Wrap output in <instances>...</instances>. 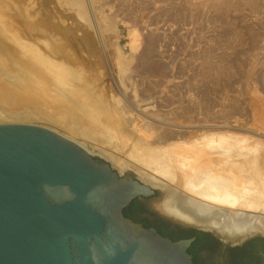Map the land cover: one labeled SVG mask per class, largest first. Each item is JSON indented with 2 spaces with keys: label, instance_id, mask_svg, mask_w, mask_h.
<instances>
[{
  "label": "rangeland",
  "instance_id": "374dc122",
  "mask_svg": "<svg viewBox=\"0 0 264 264\" xmlns=\"http://www.w3.org/2000/svg\"><path fill=\"white\" fill-rule=\"evenodd\" d=\"M0 4V83L19 94L28 74L45 82L1 101L0 125L47 129L123 172L108 156L121 155L136 177V140L150 154L223 140L230 155L248 144L264 157V0ZM118 131L132 138L127 153L103 143Z\"/></svg>",
  "mask_w": 264,
  "mask_h": 264
},
{
  "label": "water",
  "instance_id": "95a60500",
  "mask_svg": "<svg viewBox=\"0 0 264 264\" xmlns=\"http://www.w3.org/2000/svg\"><path fill=\"white\" fill-rule=\"evenodd\" d=\"M165 193L47 129L0 125V264H193V238L172 241L123 214L134 199L154 202ZM154 212L224 246L264 239L226 242L202 225Z\"/></svg>",
  "mask_w": 264,
  "mask_h": 264
},
{
  "label": "bare ground",
  "instance_id": "6f19581e",
  "mask_svg": "<svg viewBox=\"0 0 264 264\" xmlns=\"http://www.w3.org/2000/svg\"><path fill=\"white\" fill-rule=\"evenodd\" d=\"M3 61L5 59L0 44V68ZM13 61L21 64L16 59ZM13 71H17V75L21 74L17 69ZM26 80L28 86H24L19 94L13 93L8 86L0 83V102L9 97L11 101L19 98L30 99L33 96L29 86H43L45 83L30 74ZM46 93L44 90V94ZM70 106L71 103L63 106L64 112ZM79 118L81 116L75 118L76 122L80 121ZM87 126L91 127L93 124L88 122ZM102 135L108 139L103 143L117 144L121 154L127 153L126 147L132 139L129 134L124 135L122 131H118L111 135ZM247 145L242 144L241 149L244 151L239 155H230V150L233 149L223 140L216 144L208 142L189 148L170 146L154 149L153 154H150L149 147L142 146L136 140L127 157L129 162L142 166V170H136L137 177L150 184L159 185L166 192L161 200L153 202L152 207L156 211L169 216L175 215L197 227L202 225L224 241L234 243L249 235L264 236V157ZM108 156L123 172H126L127 166L131 167L123 161L121 155L109 153ZM149 172L157 175L159 179ZM173 182L178 184L184 196L169 191V187L162 184ZM209 223L213 226L208 227ZM223 230H227V233Z\"/></svg>",
  "mask_w": 264,
  "mask_h": 264
},
{
  "label": "flooded vegetation",
  "instance_id": "af4514ba",
  "mask_svg": "<svg viewBox=\"0 0 264 264\" xmlns=\"http://www.w3.org/2000/svg\"><path fill=\"white\" fill-rule=\"evenodd\" d=\"M136 200L138 201V205H139L138 207L130 208V205L132 203L131 202L123 210L124 216H126L127 218H129L133 222L138 223L144 227L143 220H148L150 222L160 221L162 224H164L166 226V228H167L166 230H169V231L170 230L176 231V227H179L180 229H185V228H182L178 225H175V224H173L167 220H164L157 213H155L154 210H152L150 208V205H149V201L151 200L150 198L143 199L142 201H140L138 199H136ZM125 210H126L127 215H125ZM145 228H154V227L149 226V227H145ZM187 230H191V229H187ZM191 238H193L195 240V237H191ZM180 240H182V239H180ZM194 240H193V242H194ZM252 241H255L254 242L255 246H254L253 256L256 258V261L252 264H260V256L258 254V251L260 250L262 253H264V244H263L264 239H262V238H253V239L249 240L248 242H245L241 246H234V247H231L230 245L224 246L220 242H218L219 245L213 251L209 250L206 247L195 248V247H192V244L188 249H191L190 250L191 251L190 256L192 257V259H193V257H195L198 264H231L232 257L230 255V250L235 249V248H239V249L245 248L246 245L250 244Z\"/></svg>",
  "mask_w": 264,
  "mask_h": 264
},
{
  "label": "trees",
  "instance_id": "16d2710c",
  "mask_svg": "<svg viewBox=\"0 0 264 264\" xmlns=\"http://www.w3.org/2000/svg\"><path fill=\"white\" fill-rule=\"evenodd\" d=\"M138 201L134 199L132 201L130 208H136L138 207ZM125 215L126 210H125ZM134 219V218H133ZM143 225L144 227H154L156 231L164 236L168 237L172 241H177L180 239H189L191 237H195L194 242L192 243V247L195 248H201V247H206L209 250L213 251L218 245V241L213 239L209 234L203 233V232H198L194 230H187V229H180L179 227H176V231H169L166 230V226L162 224L160 221H148V220H143ZM254 242L252 241L250 244L246 245L245 248L239 249L235 248L230 250V255L232 257V262L231 264H252L256 261V258L253 256L254 252ZM264 244V242H263ZM191 249H188V253L191 254ZM193 264H198L196 261V258L193 257L192 259Z\"/></svg>",
  "mask_w": 264,
  "mask_h": 264
}]
</instances>
